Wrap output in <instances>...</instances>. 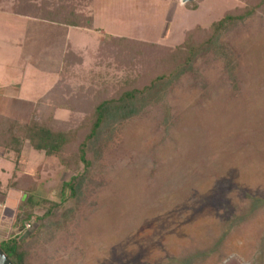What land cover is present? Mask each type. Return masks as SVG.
<instances>
[{"label":"rangeland","instance_id":"rangeland-1","mask_svg":"<svg viewBox=\"0 0 264 264\" xmlns=\"http://www.w3.org/2000/svg\"><path fill=\"white\" fill-rule=\"evenodd\" d=\"M199 1L192 10L182 0H92L81 9L94 18L90 29L0 10V76L23 79L25 99L37 101L55 85L69 42L82 60L63 85H97L125 74L95 57L106 36L176 47L189 30L244 5ZM30 21L40 24L29 31ZM162 94L112 129L80 199L63 188L72 171L27 148L20 171L37 186L26 202L9 186L14 160L0 158V195H12L0 202V244L16 238L30 264H264V12L225 31ZM31 114L26 105L24 120ZM47 201L71 209L60 227L49 226Z\"/></svg>","mask_w":264,"mask_h":264},{"label":"trees","instance_id":"trees-1","mask_svg":"<svg viewBox=\"0 0 264 264\" xmlns=\"http://www.w3.org/2000/svg\"><path fill=\"white\" fill-rule=\"evenodd\" d=\"M0 10L30 16L52 24L77 28H92L93 17L81 9L92 0H13ZM12 2V1H11ZM199 0L185 3L189 9L199 8ZM264 12V0H244V5L226 11L221 19L208 28L196 26L186 33L176 47H158L155 43L126 36H106L97 48L95 57L125 74L97 81V85H81L78 90L64 86L74 74V65L82 60L69 44L64 52L60 78L35 102L32 114L25 120L0 114V149L12 153L15 163L10 187L21 190L33 201L36 180L32 174H19L24 151L34 149L55 157L73 172L64 189L70 198L80 199L92 171L103 156L106 138L120 122L140 114L184 73L192 69L195 59L215 50L222 34L246 19ZM114 60V61H110ZM94 83V81H92ZM62 85V86H61ZM58 110H69L67 119L56 117ZM1 186V182H0ZM50 205L44 216L49 226L60 227L71 209L60 212V203ZM48 205V206H49ZM63 218V219H62ZM16 238L5 239L1 249L14 264H30L27 254L18 249Z\"/></svg>","mask_w":264,"mask_h":264},{"label":"crops","instance_id":"crops-1","mask_svg":"<svg viewBox=\"0 0 264 264\" xmlns=\"http://www.w3.org/2000/svg\"><path fill=\"white\" fill-rule=\"evenodd\" d=\"M94 1L95 0H93L92 4L95 3ZM1 12L13 13V12L7 11V10H5V11H2L1 10ZM16 15H19V14H16ZM20 16H24V15H20ZM93 20H94V18H93ZM39 21L40 22H45V21H42V20H39ZM38 22L36 23L34 21L33 22L30 21L29 22V25H28V30L29 31H32V26L31 25H35V24L39 25L40 23H38ZM56 25H59V24H56ZM61 26H65V25H61ZM65 27L71 29L70 28L71 26H65ZM72 28L73 29H76L77 27H72ZM77 29H80V28H77ZM28 30H27V35L29 36L32 32H29ZM69 44H71V43L68 42L67 45H66V48H67V46ZM66 48H64V51L62 52V57L60 59V66H58L57 67L58 70H56L58 72V79L57 80H59V78H60V70H61V66H62L63 55H64V52H65ZM72 48H73V46H72ZM21 60H22L23 64H25V51H23L22 59ZM39 61L40 60H36V61L35 60L34 61L32 60V62H31L28 59L26 60V62L33 63L35 67H36V65H37V63ZM10 62H7L6 61V63H4L3 66H5V67L11 66V63ZM40 64H41V62H40ZM40 64H38V65L40 66ZM24 67H25V65H24ZM47 69H50L49 72H51V69L52 68L51 67L48 68L47 66H43V72H47L46 71ZM25 70H26V68H22V71H23L22 74H23V76H25ZM5 79H6L5 77L0 76V114L6 115L8 117H13V118H18L20 120H24V118H25V106L27 105V108L28 109L33 110L36 101H33L32 98L25 99V87H24V81H23V79L20 82H18L17 84L15 82L14 83H9V82L6 83L5 82ZM18 98L20 100L15 105V101ZM14 110L17 113H14L15 112ZM24 156H25V151H24L23 157ZM0 158H4V159H8V160L13 161V155H12V153H9L8 154L3 149H0ZM13 163H14V161H13ZM21 164H22V162H20V167H21ZM14 168H15V163H14ZM2 170H3V172H8V170L6 168H3L2 167ZM13 173H14V170H13ZM23 173L25 174V172L20 171L19 174H23ZM12 176H13V174H12ZM4 195H6V194H4ZM4 195H0V199H1L0 202H1V204H5L7 202V200L10 199L11 196H12V195H10V192L6 195V198L7 199L4 197ZM2 197H3V199H2Z\"/></svg>","mask_w":264,"mask_h":264},{"label":"water","instance_id":"water-1","mask_svg":"<svg viewBox=\"0 0 264 264\" xmlns=\"http://www.w3.org/2000/svg\"><path fill=\"white\" fill-rule=\"evenodd\" d=\"M183 3L191 2L193 0H182ZM0 264H14L12 260L6 255V253L0 247Z\"/></svg>","mask_w":264,"mask_h":264}]
</instances>
